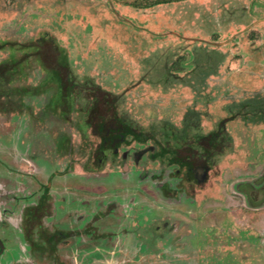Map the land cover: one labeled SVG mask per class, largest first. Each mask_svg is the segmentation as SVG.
Here are the masks:
<instances>
[{
  "label": "rangeland",
  "instance_id": "rangeland-1",
  "mask_svg": "<svg viewBox=\"0 0 264 264\" xmlns=\"http://www.w3.org/2000/svg\"><path fill=\"white\" fill-rule=\"evenodd\" d=\"M147 1L0 0V264H264V0Z\"/></svg>",
  "mask_w": 264,
  "mask_h": 264
},
{
  "label": "flooded vegetation",
  "instance_id": "flooded-vegetation-1",
  "mask_svg": "<svg viewBox=\"0 0 264 264\" xmlns=\"http://www.w3.org/2000/svg\"><path fill=\"white\" fill-rule=\"evenodd\" d=\"M111 124L112 125H109V126L105 125V128L102 126L101 128H99V131L95 133V135H97L98 137L97 148H98L99 154L104 155V153L106 152H112L114 155L118 156L121 147L124 146L125 144H129L130 142H132V138L133 139L142 138L141 135H143V132L137 130L133 125L129 124L124 119L119 118V120H116V123L113 121L111 122ZM150 138L152 139V137ZM178 149L179 148H176L173 150L171 149L170 152L178 153L177 151ZM149 150L153 151V149L151 148ZM144 151L145 150L138 152L139 155L137 157L140 158L141 156L145 155L148 152V151H145V152ZM190 152L192 153L191 154L192 158H190V160L186 159L184 161H181V163L182 162L185 163V164L183 163L184 165L182 166L184 167L182 168H185L188 174H193L197 178H204L206 176L205 174L208 173L209 168L205 164L197 162L198 161L197 157L199 155V152L197 150H192ZM121 156L123 158H127L129 156L128 151L123 150L121 153ZM138 160L139 159H137L136 161L137 163H138ZM45 188L46 190L48 189L47 186ZM8 251H9V255L7 257L11 263H15L19 261L17 254H13L12 251L8 250L4 241L0 239V259L5 255L6 252L8 253ZM2 264H4V262H2Z\"/></svg>",
  "mask_w": 264,
  "mask_h": 264
},
{
  "label": "trees",
  "instance_id": "trees-1",
  "mask_svg": "<svg viewBox=\"0 0 264 264\" xmlns=\"http://www.w3.org/2000/svg\"><path fill=\"white\" fill-rule=\"evenodd\" d=\"M174 1H178V0H149V1H147L146 3H144L142 5L141 4H136V5L138 7L149 8V7L161 4V3H168V2H174ZM58 77L60 78V75H58ZM59 83H60V87H61V95L64 94V93L69 95V92L71 91L72 88L65 86L66 84H65V82L63 80L59 81ZM68 85L71 86L70 83ZM62 92H64V93H62ZM189 129L190 128L183 129L184 134L181 131V133L183 134L182 135V140H184V141L191 140L189 138V136L186 135V133L188 132ZM211 136H213V134ZM192 142H193V140H192Z\"/></svg>",
  "mask_w": 264,
  "mask_h": 264
}]
</instances>
